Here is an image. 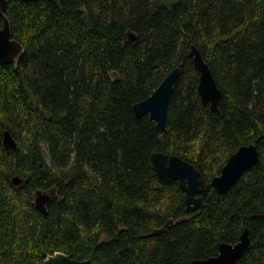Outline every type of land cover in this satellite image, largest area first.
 <instances>
[{
	"label": "trees",
	"instance_id": "1",
	"mask_svg": "<svg viewBox=\"0 0 264 264\" xmlns=\"http://www.w3.org/2000/svg\"><path fill=\"white\" fill-rule=\"evenodd\" d=\"M5 14L24 49L0 63V264H42L41 249L84 264H189L244 228L236 264H264V0H8ZM191 45L221 89L219 113L200 99ZM176 67L159 135L132 107ZM5 129L17 149L2 145ZM249 143L257 162L219 194L212 177ZM158 151L201 173L200 208L186 213L179 182L157 177ZM50 189L44 215L34 199Z\"/></svg>",
	"mask_w": 264,
	"mask_h": 264
},
{
	"label": "water",
	"instance_id": "2",
	"mask_svg": "<svg viewBox=\"0 0 264 264\" xmlns=\"http://www.w3.org/2000/svg\"><path fill=\"white\" fill-rule=\"evenodd\" d=\"M35 1V0H22ZM54 1V0H52ZM8 0H0V63H9L17 61L23 52V45L13 38L11 24L5 14ZM127 39L135 40V35L127 32ZM190 54L193 56V63L199 70V81L197 91L203 104H208L212 112L219 113L218 102L221 97V89L212 75L210 66L202 58L200 51L195 45H191ZM179 68L171 70L154 89V91L145 99L133 104V112L137 118L148 115L154 122L155 129L159 135L166 132L167 124V106L173 93L174 85L179 75ZM2 145L5 148L15 150L18 141L13 137L8 129L3 130L1 135ZM258 149L254 143L239 146L229 155L223 164L219 174L212 177L210 185L219 193H225L236 181L250 169L258 160ZM152 162L154 170L160 181L170 183L178 181L185 190V212L192 213L201 207L203 198L208 192V186H205L201 173L187 160L178 155H169L158 151L153 153ZM22 179L16 175L12 178V183L18 185ZM55 195V190L37 191L34 204L37 210L46 215L47 204ZM170 221H167L160 229H154L153 232H159L166 227ZM250 248V238L247 228H244L235 243H220L217 255L206 259H194L189 264H236L238 259ZM42 251V264H84L85 260H76L71 255L61 251L47 253Z\"/></svg>",
	"mask_w": 264,
	"mask_h": 264
}]
</instances>
